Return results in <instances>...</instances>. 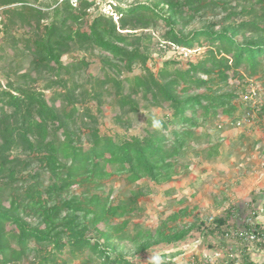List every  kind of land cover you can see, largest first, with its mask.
<instances>
[{
  "label": "trees",
  "instance_id": "trees-1",
  "mask_svg": "<svg viewBox=\"0 0 264 264\" xmlns=\"http://www.w3.org/2000/svg\"><path fill=\"white\" fill-rule=\"evenodd\" d=\"M115 8L121 13L118 22L88 0L76 7L56 0H0V73L5 76L0 87V264H25L29 254L34 259L28 264H152L155 255L174 264L180 248L194 239H203L221 264H257L251 254L255 246L264 249V229L256 221L259 195L253 192L244 217L232 204L184 223L181 217L189 211L182 208L154 229L137 226L133 233L128 217L142 210L140 199L149 193L141 180L158 185L172 180L182 159L203 141L207 159L218 153L219 143L211 145L202 126L219 115L240 119L235 115L244 79L240 69L250 76L262 72L264 78V0H140ZM207 16L220 19L186 30L195 18ZM159 21L164 32L155 39L150 29ZM153 43L180 50L181 56L205 51L185 66L176 57L166 59L154 73L147 66ZM76 49L102 53L108 72L96 85L112 84L126 120L141 107L137 93L165 113L150 116L139 134L129 133L121 117L122 133L102 134L90 108L81 111L75 105L89 94L98 112L102 103L95 85L88 92L78 82L85 60H62ZM135 63L145 71L121 78L122 70ZM40 81L42 89L33 88ZM49 89L55 101L63 99L71 109L50 104ZM254 108L247 107L244 115ZM257 111L264 116V106ZM114 176L135 187L116 201L112 188L104 190L105 180ZM74 185L84 189L69 193ZM6 193L8 207L2 205ZM125 241L148 249L130 258L119 247ZM192 257L210 264L211 257Z\"/></svg>",
  "mask_w": 264,
  "mask_h": 264
},
{
  "label": "rangeland",
  "instance_id": "rangeland-1",
  "mask_svg": "<svg viewBox=\"0 0 264 264\" xmlns=\"http://www.w3.org/2000/svg\"><path fill=\"white\" fill-rule=\"evenodd\" d=\"M114 1L127 6L140 0ZM218 3L224 5L223 1ZM205 19L204 17L195 18L188 24L186 30L200 27L205 21L218 20L220 16L218 18L207 16ZM238 21L236 20V22ZM163 25L164 22L159 21L155 29H150L154 32L155 39H159L161 33L164 32ZM220 27L221 25L215 28ZM81 40H85V38L82 37ZM204 51V48L188 50L181 56L179 54L180 50H173L165 44L158 46L153 43L150 47L147 66L156 73L162 67V62L172 57H176L179 64L185 66L187 60L196 61L200 59ZM73 58L84 59L86 63L84 72L82 71L83 73L79 78V84H82L88 92H92L93 85H95V88L102 93V103L99 108L101 112H98L97 104L90 94L85 96L83 102H76L75 105L81 111L84 107L90 108L91 113L97 117L96 125L102 134L112 135L124 131L126 127L117 122L118 117L129 123V133L139 134L142 128L146 126L150 116L160 118L165 113L164 108L150 103L145 95L137 93L141 107L137 113H130L127 117L129 120H126L119 105L115 102L112 84L96 85L97 78L103 79L108 72V67L104 65L102 60V53L99 50L76 49L64 55L62 60L68 62ZM144 71L142 65L135 63L130 70L123 69L120 76L121 78H132ZM240 73L244 79L239 84L242 85L238 90L239 98L235 100V115L240 119L236 121L233 117L219 115L215 121L208 122L200 128V131L210 133L211 145L219 143L218 153L211 159H207L201 152V148L207 145L206 141H203L202 144L195 145V150H190L187 157L182 159L177 174L172 180L159 185L154 184L152 181L141 180L140 185H146L150 190L145 197L140 199L139 204L142 210L128 217L131 233L135 231L137 226L143 229H154L168 215L182 208L189 211L181 217V221L184 223L192 221L194 217L207 218L218 214L232 204L237 206L238 215L244 217L247 212L246 204L252 192L259 195L256 202V221L264 229V116L262 117L257 111L261 106H264V78L262 72L250 76L243 68L240 69ZM43 84L44 82L40 81L32 86L35 89H42ZM4 85L5 76L0 73V87L3 88ZM58 89L62 91V89ZM108 91L111 93L108 94ZM45 94L50 104L66 108L68 111L71 109V106L63 99L58 98L55 101V95L50 89L46 90ZM247 107H255V110L251 114L244 115ZM15 155L13 152L11 157ZM39 165V162L33 164V169H38ZM111 188L113 191L111 200L116 201L128 195L129 190L135 187L127 184L123 177L114 176L105 180L104 190L108 192ZM83 189L84 187L74 185L70 188L69 193L80 192ZM7 196L8 193H6V199L4 198L2 201V205L6 207L10 205ZM99 227L101 228L102 225H99ZM188 240L191 241L190 238ZM169 246L166 245V247ZM119 247L130 258L139 257L141 253L148 249L142 245L136 247L129 241L121 242ZM161 247L162 245L154 249L151 248L148 253ZM255 249L251 254V258L257 264H264V249L257 246H255ZM180 250L182 254L172 260L174 264H192L195 262L192 254L201 258L211 257L210 264H221L218 262L219 256L213 254L214 251L206 247L203 239H194L192 243L182 246ZM32 259H34L33 255L29 254L24 263L28 264ZM72 264H80V260H75ZM194 264L200 263L197 261Z\"/></svg>",
  "mask_w": 264,
  "mask_h": 264
},
{
  "label": "built area",
  "instance_id": "built-area-1",
  "mask_svg": "<svg viewBox=\"0 0 264 264\" xmlns=\"http://www.w3.org/2000/svg\"><path fill=\"white\" fill-rule=\"evenodd\" d=\"M88 1L93 3L94 9H96L98 13L112 17L115 22H118L119 18L121 17V13L115 8V6L120 5V3L114 0H88ZM64 2H67L71 6L76 7L80 2V0H56L57 4ZM0 26H1V18H0ZM250 237L254 238V235L251 234Z\"/></svg>",
  "mask_w": 264,
  "mask_h": 264
},
{
  "label": "clouds",
  "instance_id": "clouds-1",
  "mask_svg": "<svg viewBox=\"0 0 264 264\" xmlns=\"http://www.w3.org/2000/svg\"><path fill=\"white\" fill-rule=\"evenodd\" d=\"M154 126L159 127V122H155ZM152 264H164V260L161 256L155 255L152 257Z\"/></svg>",
  "mask_w": 264,
  "mask_h": 264
}]
</instances>
